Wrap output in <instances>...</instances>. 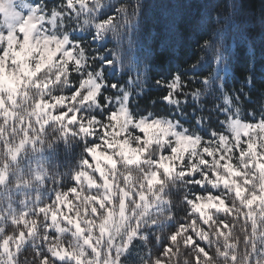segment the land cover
Returning a JSON list of instances; mask_svg holds the SVG:
<instances>
[{
	"label": "clouds",
	"instance_id": "9594fccd",
	"mask_svg": "<svg viewBox=\"0 0 264 264\" xmlns=\"http://www.w3.org/2000/svg\"><path fill=\"white\" fill-rule=\"evenodd\" d=\"M9 7L7 3L0 6L6 13ZM142 7V0H39L25 18L26 39L33 53L30 67L39 70L38 80L26 77L32 84L26 92L32 103L18 113L25 121L31 116L32 141H38L28 148L29 161L47 178V189L54 184L57 190L61 185L73 186L80 176L75 186L88 195L79 208L90 211L98 205L103 209L98 221H93L99 227L93 238L98 257L100 247L104 249V264L119 260L108 249L113 239L118 247L124 239L126 246L138 222L143 228L173 213L183 216L187 210L184 201L195 189L184 170L191 169L194 157L200 161L201 140L209 149L217 147L206 132L216 136L222 147L234 125L264 113V77L255 87V103L249 101V91L241 89V96L223 81L206 91L211 72L202 73L199 82L189 83L191 76L179 69L169 79L176 78L177 83L171 89L163 86L151 58L141 51L144 37L137 22ZM240 8L232 0L209 7L211 26L200 45L204 51L195 57L196 64L209 54L220 59L218 53L230 38V21ZM3 23L0 21V26ZM260 27L264 29V5ZM218 33H223L222 44L211 38ZM41 100L42 105L38 103ZM26 103L22 99L21 104ZM225 104L228 107H222ZM53 110L66 115L54 117ZM89 149L108 158H98ZM165 162L170 167L164 168ZM43 185L41 180L37 187ZM227 198L238 212L235 198ZM259 235L264 236V224ZM248 241L242 226L231 232L233 249L241 257L238 264H248V256L257 247L255 264H264V239L251 245ZM121 264L137 261L127 256Z\"/></svg>",
	"mask_w": 264,
	"mask_h": 264
},
{
	"label": "snow or ice",
	"instance_id": "6c2138e0",
	"mask_svg": "<svg viewBox=\"0 0 264 264\" xmlns=\"http://www.w3.org/2000/svg\"><path fill=\"white\" fill-rule=\"evenodd\" d=\"M5 3L10 7L7 13L0 8V21L4 22L0 26V264L6 259L8 264H104V249L100 247L98 257L93 238L99 234L93 221H98L103 209L95 200L91 203L96 208H79L88 195L75 186L80 176L73 180V186L61 185L57 190L54 184L47 189V178L29 161L28 148L38 141H32L31 116L25 121L18 113L32 103L26 96L32 86L26 77L39 78V70L30 67L33 53L25 22L39 0H0V6ZM175 83L173 78L165 87L171 89ZM244 86L251 94L249 101L255 103L254 78L246 79ZM22 99L27 103L22 105ZM38 103L42 105L44 100ZM52 115L60 118L66 114L53 110ZM206 135L216 141L217 147L209 149L201 140L204 150L200 161L194 157L191 169L184 170L195 189L184 201L187 210L183 216L173 213L143 228L138 222L126 246L124 239L119 240V247L113 239L108 253L119 256L113 264H121L127 256H134L137 264H238L241 257L235 254L231 242V232L238 225L249 235V245L264 239L259 235L264 224V113H255L243 125H234L222 147L211 132ZM89 151L98 158H108L95 149ZM184 162L187 164V159ZM163 167L170 165L165 162ZM41 180L44 185L37 187ZM228 196L239 204L238 212ZM258 255L259 247L248 256V264H255Z\"/></svg>",
	"mask_w": 264,
	"mask_h": 264
},
{
	"label": "trees",
	"instance_id": "16d2710c",
	"mask_svg": "<svg viewBox=\"0 0 264 264\" xmlns=\"http://www.w3.org/2000/svg\"><path fill=\"white\" fill-rule=\"evenodd\" d=\"M217 2L229 0H142L137 22L138 27L142 25L144 37L141 51L151 58V66L163 86L179 69L191 76L189 83L199 82L202 73L211 72V83L206 86L209 92L223 81L243 96L241 89L248 91L244 86L246 75H251L259 86L264 77V29L260 27L264 0H232L241 8L230 21V38L218 53L219 63L215 55L209 54L196 64L195 57L204 51L200 45L211 26L209 7ZM211 38L221 44L224 40L223 33ZM190 64L195 67H189Z\"/></svg>",
	"mask_w": 264,
	"mask_h": 264
},
{
	"label": "rangeland",
	"instance_id": "374dc122",
	"mask_svg": "<svg viewBox=\"0 0 264 264\" xmlns=\"http://www.w3.org/2000/svg\"><path fill=\"white\" fill-rule=\"evenodd\" d=\"M223 67V65H221Z\"/></svg>",
	"mask_w": 264,
	"mask_h": 264
}]
</instances>
